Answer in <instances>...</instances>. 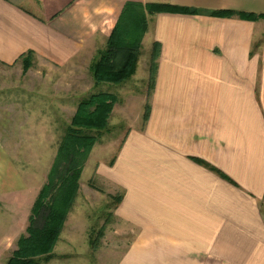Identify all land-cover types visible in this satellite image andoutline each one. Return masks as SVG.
I'll return each mask as SVG.
<instances>
[{
    "label": "crops",
    "instance_id": "0c3cea01",
    "mask_svg": "<svg viewBox=\"0 0 264 264\" xmlns=\"http://www.w3.org/2000/svg\"><path fill=\"white\" fill-rule=\"evenodd\" d=\"M127 1L146 3L0 0V68L20 75L28 52L26 75L67 66L106 43ZM176 6L264 15V0ZM152 19L143 41L160 50L147 120L99 171L122 198L113 217L126 244L112 264H264V20Z\"/></svg>",
    "mask_w": 264,
    "mask_h": 264
},
{
    "label": "rangeland",
    "instance_id": "374dc122",
    "mask_svg": "<svg viewBox=\"0 0 264 264\" xmlns=\"http://www.w3.org/2000/svg\"><path fill=\"white\" fill-rule=\"evenodd\" d=\"M144 1L176 5L185 0ZM104 44L98 43L65 67L43 70L42 75H26L31 67L26 72L22 68L20 75L0 68V84L20 88L0 93V264H6L25 234L31 207L77 104L99 92L115 95L117 103L108 130L83 166L77 198L55 245L54 262L48 264H112L125 249V227L113 217L112 208L113 198L121 193L99 171L109 166L129 130L143 121L146 104L142 102L149 98V82L141 74L149 65L151 37L142 41L135 77L121 85H95L92 80L91 65Z\"/></svg>",
    "mask_w": 264,
    "mask_h": 264
},
{
    "label": "trees",
    "instance_id": "16d2710c",
    "mask_svg": "<svg viewBox=\"0 0 264 264\" xmlns=\"http://www.w3.org/2000/svg\"><path fill=\"white\" fill-rule=\"evenodd\" d=\"M158 14L205 15L216 18L236 16L251 22L264 20L263 14L127 1L104 48L98 50L91 65L95 85H121L134 76L142 41L148 30V18ZM159 50V45L154 44L150 56L148 97L154 85L155 61ZM32 59V52L20 57L23 72L31 67ZM116 103L117 97L107 92L90 94L79 101L74 115L63 130L46 181L33 202L25 234L19 237L17 247L6 264H48L55 258L53 250L77 198L83 166L92 148L108 130L109 118ZM148 111L149 105L146 103L143 121L147 120ZM114 160L115 157L109 166L113 165ZM121 199V196L113 198V210ZM98 236H101V231ZM90 245L96 248L95 242L91 241Z\"/></svg>",
    "mask_w": 264,
    "mask_h": 264
}]
</instances>
